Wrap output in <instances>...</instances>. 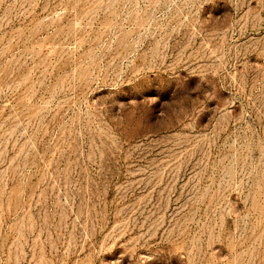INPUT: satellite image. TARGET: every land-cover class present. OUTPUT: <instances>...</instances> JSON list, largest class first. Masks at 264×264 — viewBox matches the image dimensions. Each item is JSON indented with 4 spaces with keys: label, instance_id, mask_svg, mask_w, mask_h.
<instances>
[{
    "label": "rangeland",
    "instance_id": "rangeland-1",
    "mask_svg": "<svg viewBox=\"0 0 264 264\" xmlns=\"http://www.w3.org/2000/svg\"><path fill=\"white\" fill-rule=\"evenodd\" d=\"M0 264H264V0H0Z\"/></svg>",
    "mask_w": 264,
    "mask_h": 264
}]
</instances>
